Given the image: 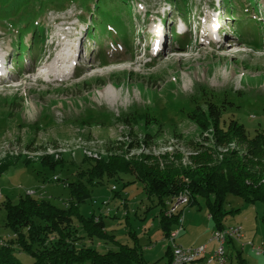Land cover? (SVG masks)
Wrapping results in <instances>:
<instances>
[{"label":"rangeland","instance_id":"rangeland-1","mask_svg":"<svg viewBox=\"0 0 264 264\" xmlns=\"http://www.w3.org/2000/svg\"><path fill=\"white\" fill-rule=\"evenodd\" d=\"M11 1L28 3L39 16L20 33L9 30V25L0 27V62L7 75L0 73V168L8 161L22 164L15 180L0 178L2 243L13 234L4 225L6 213L1 202L8 197L15 203L18 195L31 191L32 196L65 208L70 192L62 179L77 180L76 173L84 169L78 170L83 157L142 159L161 168L165 163L193 166L200 150L219 158L225 148L216 147L210 130H202L187 115L193 103L201 104L211 93H224L232 106H237L225 105L223 112L236 115L251 134L257 127L264 129V29L241 13L239 5V13L228 16L230 10L226 14L221 0H190V19H182L189 43L180 50L166 28L160 37L164 15L169 23L178 19L169 0H135L131 4L135 28L128 30V37L120 36L114 42L99 30L91 37L85 33L94 8L91 0ZM257 4L259 13L252 18L264 26V0ZM34 36L41 40L36 42L37 54L32 55L25 47L32 46ZM86 36L89 42L85 44ZM17 40L23 43L22 68H17L21 60ZM255 41L257 47L252 46ZM153 43L157 50H149ZM58 55L71 56L66 63L69 73L57 68L44 75L42 67ZM227 146L243 153L234 143ZM41 156L65 163L49 170L39 165ZM87 188L89 198L79 205L78 212L86 220L91 216L101 220L104 235L91 238L82 232L80 221L74 219L73 224L77 234L85 236L82 243L99 252L117 250L118 243L138 245L145 261L166 264L168 248L197 245L208 237L205 232L216 228L204 198L198 196L193 208L187 204L180 208V219L171 225V233L184 227L183 233L175 241L164 237L156 198L147 197L143 183L132 174L103 176L100 183ZM223 206L234 210L221 219L223 228L240 222L250 238L248 242L243 237L234 240L236 248L225 243L235 264V252L241 251L242 243L249 245L252 239L261 243L263 209L258 202L244 203L232 194L226 195ZM14 254L22 264L34 261L17 248ZM258 258L264 264V257Z\"/></svg>","mask_w":264,"mask_h":264},{"label":"trees","instance_id":"trees-1","mask_svg":"<svg viewBox=\"0 0 264 264\" xmlns=\"http://www.w3.org/2000/svg\"><path fill=\"white\" fill-rule=\"evenodd\" d=\"M91 1L94 8L89 12L91 19L87 31L89 37L96 30L104 35L107 33L113 39L118 35L128 37V30L135 28L131 16V4L135 0ZM169 1L174 6L173 11L177 16L185 21L190 19L189 14L192 9L190 0ZM221 2L226 14L230 10L228 16L239 13L237 7L239 5L243 8L241 13L264 29L259 20L252 18L254 13H259L257 0H221ZM246 4L248 5L244 7ZM30 7L32 6L26 2L0 0V27L5 28V25H9V30L22 32V29L31 25L34 18L39 16L38 11ZM164 25L168 28V20H164ZM31 33L33 35L34 32ZM171 33L172 42L180 50L189 43L186 33L181 36H177L173 30ZM133 39L134 37L130 42L133 43ZM40 40L41 38L34 36L32 55L37 54L39 47L36 41L40 42ZM16 42V44L20 43L18 40ZM252 43L253 47L258 46L257 41ZM101 60L102 63L106 62L105 58ZM209 97H203L201 104L194 106L193 103V108L187 115L202 130L207 128L210 130L213 135L211 141L216 147L225 148V152L220 154L219 158L214 156L216 153L209 154L205 150H200L194 157L193 166H173L165 163V167L161 168L156 163L153 164L154 162L147 164L142 159L130 161L122 157H113L91 160L83 157L78 170L84 169L76 173L77 180L62 179L64 184L68 185L70 192V199L65 208L55 206L48 199L36 198L26 193L18 195L15 203L8 197L1 202L6 213L4 225L13 236L3 243L0 241V264H22L14 254L15 248L34 257L31 264H80L86 261L90 264H153L144 260L138 245L129 246L117 242V250L99 252L96 248L82 243L81 239H85V236L77 234L78 229L74 227L73 220L77 219L86 236L93 238L104 235L103 222L94 219L97 217L93 216L84 219L79 214L78 208L89 198L87 185L100 183L103 176L117 177L120 173L134 175L143 183L147 197L156 198L155 206L160 208L159 225L166 238L171 234V225L182 215L181 209L167 214L166 205H170L183 193L188 195L189 206L197 203L198 196L204 198L209 216L216 223L217 229L223 228L221 219L234 211L226 210L223 206L227 194L239 197L244 203H260L263 209L261 219L264 221V162H261L264 161V129L257 127L251 134L245 125L238 121L236 115L223 112L225 105L237 108L235 105L232 106V102H229L224 93H211ZM142 117L147 119L146 115ZM121 119L126 120L125 116ZM232 143L241 147L243 153L239 154L236 150L228 148L227 145ZM27 162L24 160V163ZM64 163L48 156L39 158V165L49 170L55 169L58 165L63 166ZM3 165L5 167L2 166L3 170L2 167L0 168V178L15 180L18 176L16 174L18 168L22 164L8 161ZM9 172H14L15 175ZM53 180L60 179L53 177ZM166 254L168 256L166 264H171L172 250L168 248ZM234 257L235 264H247L241 251H236Z\"/></svg>","mask_w":264,"mask_h":264},{"label":"bare ground","instance_id":"bare-ground-1","mask_svg":"<svg viewBox=\"0 0 264 264\" xmlns=\"http://www.w3.org/2000/svg\"><path fill=\"white\" fill-rule=\"evenodd\" d=\"M158 44V43H157ZM156 43H154V47H156L157 45ZM71 59V56L67 57L66 59L63 58L61 55H58L56 57V60H52L50 61L49 63H46L42 68H43V74L44 75H50L52 70H55V69H61V70H64V73L67 74L69 73V69H68V65H66V63L69 62V60ZM57 60H63V64H61L59 61L57 62ZM66 61V62H64ZM89 65V64H88ZM67 67V69L65 68ZM92 67V66H90ZM1 68V67H0ZM1 86H7L8 85H1ZM91 154V153H90ZM26 194H29L31 195L32 192L31 191H27ZM175 201H177V197L174 199V201L169 205V208H168V211L169 209H171L170 211V214L172 213H175L177 212V210H179L178 208V205L179 204H187L188 203V195L187 196H184L182 197L181 199H178V201L175 203ZM167 211V212H168ZM240 225L239 224H235V225H230L229 227L227 228H222V229H219V240L220 242L223 243V249H225V243L228 241V240H231L230 238V234L233 233L234 229H236V227H239ZM177 232H173L170 234L169 238L171 241H173V238L174 236L176 235ZM235 241H239L241 239H233ZM205 245H203L201 247V250H196L195 252V257H193V253H186V255H183V263H182V256H177L176 253H173L172 252V258H171V264H188V263H192L194 262L195 260H197L199 257L203 256L205 254ZM171 250L173 251L174 250V247L171 248ZM213 257V253L207 257V261H210ZM225 262V250H224V259H223V263Z\"/></svg>","mask_w":264,"mask_h":264},{"label":"crops","instance_id":"crops-1","mask_svg":"<svg viewBox=\"0 0 264 264\" xmlns=\"http://www.w3.org/2000/svg\"><path fill=\"white\" fill-rule=\"evenodd\" d=\"M183 206H184V204H182V205L179 204L178 208L180 209ZM191 208H193V206H191ZM235 224H239L242 227V233H243L242 237L244 238V240H246V242H248V240H250V238L248 237V234L245 231L247 228H245L240 222H235L234 224H229V225H235ZM215 229H217V228H215ZM215 229H213V230L209 229L207 232H205V233L208 234V237L205 240H203V241L200 240L201 242L197 243V245H193V246L205 245L206 247H205V254L203 256L199 257L194 262H192V264H221V263H218L217 261L207 262V257L210 256L214 252L216 247H217L216 241L211 239L212 232ZM183 230H184V227L181 230H179V228L178 229H176V228L174 229V232H177L176 235L173 238L174 241L177 238V236H179V235H181L183 233L182 232ZM257 230H258V228L256 229V231ZM203 237H204V235H201L199 238L203 239ZM263 241H264V237L261 239V243ZM253 242L256 243L257 240L253 241V239H252L251 243H253ZM227 243H228V246L236 248L235 244H234V240H232V242L230 240H228ZM256 245H257V243H256ZM177 246L188 248V246L190 247L192 245L186 244L184 246L183 244H181V245H177ZM226 248L227 247H225V262L223 264H232V261L230 259L231 256L229 255L230 254V252H229L230 249H228V248L226 249ZM241 252H242V256L245 258L247 264H262L261 259L258 258V257H262V256L254 254V252H252V249H251L250 245L245 244L244 246H242L241 247Z\"/></svg>","mask_w":264,"mask_h":264},{"label":"built area","instance_id":"built-area-1","mask_svg":"<svg viewBox=\"0 0 264 264\" xmlns=\"http://www.w3.org/2000/svg\"><path fill=\"white\" fill-rule=\"evenodd\" d=\"M56 178V177H55ZM187 196V193H183L180 194L179 196H177V201L178 199H181L182 197ZM175 201V203L177 202ZM171 209H169V211L167 212V214H170ZM242 227H236V229H234L233 233L230 234V238L231 240L233 239H241L242 238ZM211 239L215 240L217 243V247L213 252V257L210 261L207 262H212V261H217L218 263L223 264V259H224V250L223 249V243L220 242L219 240V229H215L212 232V236ZM246 243H242V246H244ZM252 251L254 252V254L256 255H260L264 257V242L256 245L253 243H249ZM203 245H199L196 247H180V246H174V250L172 251L173 253H176L177 256H182V263H183V255H186V253H193V257H195V252L196 250H201V247Z\"/></svg>","mask_w":264,"mask_h":264}]
</instances>
